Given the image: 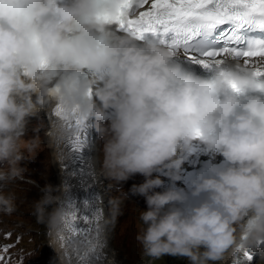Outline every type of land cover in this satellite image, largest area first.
<instances>
[{"label":"clouds","instance_id":"obj_1","mask_svg":"<svg viewBox=\"0 0 264 264\" xmlns=\"http://www.w3.org/2000/svg\"><path fill=\"white\" fill-rule=\"evenodd\" d=\"M122 2L0 0V211H16L15 196L3 189L24 178L21 161L34 159L41 144L38 135L25 139L29 124L55 102L76 108L106 137L107 178L145 177L132 190L148 206L137 236L146 256L214 264L240 247L254 250L264 241V79L238 61L209 79L184 71L173 59L180 53L157 39L117 34L106 17ZM85 69L102 81L95 99L89 89L97 81L82 78ZM109 109L114 118L106 128ZM63 135L53 129L50 141ZM194 140L225 166L193 181L191 195L204 198L184 210L176 205L187 195L153 191L162 180L152 174L176 180ZM39 191L34 212L54 243L65 222L66 189L46 183Z\"/></svg>","mask_w":264,"mask_h":264},{"label":"snow or ice","instance_id":"obj_2","mask_svg":"<svg viewBox=\"0 0 264 264\" xmlns=\"http://www.w3.org/2000/svg\"><path fill=\"white\" fill-rule=\"evenodd\" d=\"M106 20L138 40L151 36L205 69L219 70L226 61L234 60L251 69L257 79H264V0H123L117 15ZM57 93L58 89L50 91L52 96ZM69 113L80 130L74 137L75 150L81 151L89 138L87 120L76 108L69 112L56 104V117ZM98 199L97 194L89 197L82 215L74 210V200L66 199V205H61L67 208L62 227L67 235L62 243L67 248L76 239L81 246H87L78 254L77 264H103ZM93 227L96 238L90 240L87 236ZM259 246L264 247V241ZM236 251L246 258L247 264H252L253 255L245 248ZM0 264H4L3 259Z\"/></svg>","mask_w":264,"mask_h":264},{"label":"rangeland","instance_id":"obj_3","mask_svg":"<svg viewBox=\"0 0 264 264\" xmlns=\"http://www.w3.org/2000/svg\"><path fill=\"white\" fill-rule=\"evenodd\" d=\"M113 118V112L106 116L103 121L106 128ZM49 131L48 119L44 114L39 113L38 118L31 120L25 139L38 135L41 141L40 148L37 150L34 159L21 161V166L26 168L24 178L8 184L3 189L5 195L15 196L16 211L11 214L0 211V241L1 236L4 237L3 235H6L5 237L8 239L16 234L21 237L19 240L11 242L14 245L12 249L20 255V258L14 260L11 264H65L60 257H55L57 254L54 251L57 247L59 248L58 241L55 239V242H52L46 225L37 222L34 212V204L41 195L39 188L46 183L60 184L61 174H59L56 159L53 158L51 148H49L45 139ZM92 131L95 146L94 154L100 177L99 183L102 187L103 205L107 218L108 245L114 254L113 264H189L182 257L163 256L160 259H153L144 254L137 236L142 235L146 227L141 221L140 215L142 211L147 210L148 206L144 196L133 192L132 189L134 186L142 184L145 177L141 174H133L121 182L107 178L102 171L103 146L106 137H101L94 129ZM68 157L62 159L63 161L65 159L63 163L68 168L67 171L71 172L66 164V161L70 160ZM152 176L153 178L163 179L166 173L163 171L153 172ZM168 180L173 182L170 178ZM178 183L186 187L183 182L178 181ZM69 187L68 189H70ZM168 189L162 183L160 187L153 189V191L163 192ZM191 191L186 195H191ZM68 193H70V190ZM67 200H69V197ZM67 200L65 199L63 204L66 205ZM176 206L184 209L183 203ZM64 209L67 210L66 207ZM2 228L3 232L9 230L11 233H2ZM81 251L79 249L78 253ZM71 254L70 257L74 255ZM227 254L223 260L216 261L214 264H226ZM252 264H264V247H261L258 253L255 254Z\"/></svg>","mask_w":264,"mask_h":264},{"label":"bare ground","instance_id":"obj_4","mask_svg":"<svg viewBox=\"0 0 264 264\" xmlns=\"http://www.w3.org/2000/svg\"><path fill=\"white\" fill-rule=\"evenodd\" d=\"M117 34L123 35V34H126V32H124L123 30H118ZM179 57H184V56L180 55ZM173 59L175 62L176 58L174 57ZM101 84H102V81L97 80V84L95 86H93L92 95H91L93 99H95V97H94L95 87H99V86H101ZM55 108H56V103L53 102L48 107L47 110L41 111L40 114H44L48 119V129L50 131L48 132V136L45 139L47 140L46 142L49 145V148H51V153H52L53 158L56 159V164H57L58 169H59V174H61L60 184H63L65 186V189H66L65 193L63 194L62 201H61V205H62L63 201H65V199H68V197L70 200L71 192L68 193L70 190V189H68V186H70L69 188H71V184H70L71 182H72V185L75 186V180H76V177H75L76 175H72L71 172L67 171L68 168L65 167L64 163H63L65 161V159L63 161L62 158L63 157L66 158L67 156L70 155L72 148L68 145V143L74 142L71 138L73 135L76 136L77 134H79L80 130L74 123V120H75L74 116H72L69 113V114H66V116L63 118L56 117L54 115ZM111 112H113V111L110 109L107 110L106 116L109 115ZM89 120H90V122H88ZM89 120H87V124H91V119H89ZM53 129H60L64 132V135L62 136V138H59V139L55 140L54 142L50 141V135H51ZM85 148H86L85 151H86V156H87V163L90 164L92 171L94 172L92 174L93 179L91 182L92 188H94L93 194H97L99 196V199L97 200V204H98V208L100 209V213H101V219L99 221L100 240L104 244V253H105V256L103 259V264H113L112 259H113L114 254L108 245L109 235L107 233V218H106L105 208L103 205L104 199L102 196L103 195L102 194V187H100L101 185L99 183L100 177L98 174L99 172L97 170V163H96V159H95L94 148H91L92 150L87 149V147H85ZM200 151H201V144L198 141L194 140L191 144L189 151L187 153H185V159H184V162L182 163V165L186 164V166H188L189 163L192 161L193 157L195 156V153H199ZM90 155L92 157L91 160L89 159ZM220 157H222V156H219V158ZM192 166H196V164L193 163L191 166H189L188 169H194ZM179 171H180V169H179ZM179 171L177 173L178 178L176 180H174L173 182L169 181L168 180L169 176L166 174L167 177L165 176L166 178L164 177L163 179H161L162 183L165 184V188L167 187V188H173L175 190H182L185 194H188L190 192V190H192V188L183 187L182 184L179 185L178 181L181 180L180 179L181 171L180 172ZM166 208H167V206H166ZM48 234H49V232H48ZM65 235H67V230L62 228V230L59 232V234L55 238L59 243V248L57 247L54 251V253L57 254V256L55 255V257H57V258L60 257L65 262V264H77L79 249L82 250L81 252H83L84 248L87 246H81L79 240L74 239V240H72L71 244H69L66 248L64 246V244L62 243V238ZM49 238L51 239V237H49ZM87 238L90 240H94L96 238V228L95 227H93L92 231L88 233ZM50 243H51V241H50ZM70 251L72 252V254H74L72 257H70V254H71ZM228 256L229 255L227 254V258H228ZM225 257H226V255H225ZM49 259L52 260L53 258H49ZM56 260H58V259H56ZM227 262H228V259L226 260V263Z\"/></svg>","mask_w":264,"mask_h":264},{"label":"water","instance_id":"obj_5","mask_svg":"<svg viewBox=\"0 0 264 264\" xmlns=\"http://www.w3.org/2000/svg\"><path fill=\"white\" fill-rule=\"evenodd\" d=\"M88 122H90V120ZM88 125L89 127L87 131H88L89 138H88V143L86 147L87 149H91L95 147L94 140H93L94 136H93L92 128L90 126L91 124H88ZM74 137L75 135H73L71 138L73 141H74ZM68 145L72 148V151L68 157V159L70 160H67L66 164L69 166L71 170V174L76 175L75 176L76 177L75 186L72 185V182L70 183L71 184L70 199L75 201L74 210H76L78 213L82 215L87 209V205H85L84 202L93 195L94 188H92L91 182L93 179L92 174L94 172L92 171L90 164L87 163V156H86V151H85L86 148H84L81 151H76L74 142H70L68 143ZM89 159L90 160L92 159L91 155ZM75 196H78L79 198ZM96 204H97V201H96Z\"/></svg>","mask_w":264,"mask_h":264},{"label":"trees","instance_id":"obj_6","mask_svg":"<svg viewBox=\"0 0 264 264\" xmlns=\"http://www.w3.org/2000/svg\"><path fill=\"white\" fill-rule=\"evenodd\" d=\"M14 238H16V237H14ZM14 238H13V239H14Z\"/></svg>","mask_w":264,"mask_h":264}]
</instances>
